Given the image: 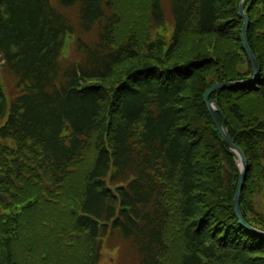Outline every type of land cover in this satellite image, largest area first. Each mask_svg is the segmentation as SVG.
<instances>
[{"label": "trees", "instance_id": "obj_1", "mask_svg": "<svg viewBox=\"0 0 264 264\" xmlns=\"http://www.w3.org/2000/svg\"><path fill=\"white\" fill-rule=\"evenodd\" d=\"M240 1L0 0V264H100L113 237L138 264H264L203 99L253 76ZM244 9L258 76L210 98L264 230V0Z\"/></svg>", "mask_w": 264, "mask_h": 264}, {"label": "water", "instance_id": "obj_2", "mask_svg": "<svg viewBox=\"0 0 264 264\" xmlns=\"http://www.w3.org/2000/svg\"><path fill=\"white\" fill-rule=\"evenodd\" d=\"M247 0H241L239 3V15L243 18V24L241 28V42H242V47L251 62V66L253 69V76L250 79H244V80H233V81H224V82H216L211 87L204 93L203 99L204 102L209 110V113L215 122L223 140L226 142V144L229 146L231 151L235 154L236 156V162L239 168V180L238 184L236 187L235 191V196H234V208H235V213L239 219V222L247 228L249 231L252 233L263 236L264 237V230L258 229L252 225H250L244 218L242 212H241V207H240V197H241V192L243 188V184L245 181V174L248 169V160L245 155V152L243 149L238 146L237 144L234 143L232 138L230 137L227 127L225 125V121H221L219 118L218 112L220 111V107L218 105V101L216 99L210 98V94L213 92L219 90V89H225V88H231V87H236V86H242L245 84L250 83L253 81L259 73V65L258 61L256 59L255 54L251 50V47L248 42L247 38V31H248V26H249V17L247 16L245 12V3Z\"/></svg>", "mask_w": 264, "mask_h": 264}, {"label": "rangeland", "instance_id": "obj_3", "mask_svg": "<svg viewBox=\"0 0 264 264\" xmlns=\"http://www.w3.org/2000/svg\"><path fill=\"white\" fill-rule=\"evenodd\" d=\"M73 43L72 39H69L68 45L65 47L64 51L66 56L73 54ZM1 79L4 80L5 88L7 90V82L8 84L11 83L12 79L7 78V76L1 71L0 67V80ZM3 80H1L2 83ZM255 202L260 210L264 212V189L261 193L255 196ZM103 249L100 264H138L134 258V252L131 250L130 243L122 241L119 237L107 239Z\"/></svg>", "mask_w": 264, "mask_h": 264}]
</instances>
